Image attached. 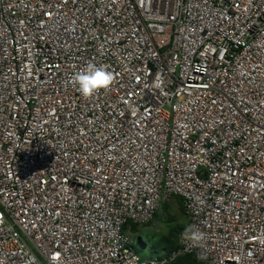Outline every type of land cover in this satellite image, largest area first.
I'll return each mask as SVG.
<instances>
[{
  "label": "built area",
  "instance_id": "1",
  "mask_svg": "<svg viewBox=\"0 0 264 264\" xmlns=\"http://www.w3.org/2000/svg\"><path fill=\"white\" fill-rule=\"evenodd\" d=\"M175 197L206 245L146 258L129 228ZM199 251L264 264V0H0V264Z\"/></svg>",
  "mask_w": 264,
  "mask_h": 264
},
{
  "label": "rangeland",
  "instance_id": "2",
  "mask_svg": "<svg viewBox=\"0 0 264 264\" xmlns=\"http://www.w3.org/2000/svg\"><path fill=\"white\" fill-rule=\"evenodd\" d=\"M183 208L182 201L175 197L161 206L153 221L129 231L141 255L146 258L162 256L163 251L157 245L164 238L171 239L170 236L176 229L182 228L181 234L183 233L189 225L188 215ZM180 237L181 235L178 236V242Z\"/></svg>",
  "mask_w": 264,
  "mask_h": 264
},
{
  "label": "clouds",
  "instance_id": "3",
  "mask_svg": "<svg viewBox=\"0 0 264 264\" xmlns=\"http://www.w3.org/2000/svg\"><path fill=\"white\" fill-rule=\"evenodd\" d=\"M113 83V73L106 66L94 63H89L75 72L67 81V84L75 86L84 98H92L101 91H110ZM206 240V233L191 225L186 227L181 234V241L186 245L185 251L188 252L203 249ZM196 258L206 260L207 256L203 251H199ZM26 264H39V262L35 256L28 254Z\"/></svg>",
  "mask_w": 264,
  "mask_h": 264
},
{
  "label": "trees",
  "instance_id": "4",
  "mask_svg": "<svg viewBox=\"0 0 264 264\" xmlns=\"http://www.w3.org/2000/svg\"><path fill=\"white\" fill-rule=\"evenodd\" d=\"M178 199H180V198H178ZM136 228H137V225H133L132 229H136ZM181 232H182V228L181 229L180 228L179 229H176L171 234V236H170L171 239L164 238L159 243V245H157L158 249H162L163 253H170L173 250L177 249L178 246H179L178 236L181 235ZM173 264H203V263H201L194 255H188V256H185V257H182V258L178 259Z\"/></svg>",
  "mask_w": 264,
  "mask_h": 264
},
{
  "label": "crops",
  "instance_id": "5",
  "mask_svg": "<svg viewBox=\"0 0 264 264\" xmlns=\"http://www.w3.org/2000/svg\"><path fill=\"white\" fill-rule=\"evenodd\" d=\"M133 226H131V229H132ZM129 231H130V228H129Z\"/></svg>",
  "mask_w": 264,
  "mask_h": 264
}]
</instances>
